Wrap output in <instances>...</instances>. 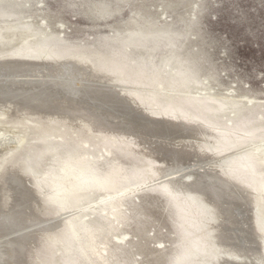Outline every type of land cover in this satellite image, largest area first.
Segmentation results:
<instances>
[{
	"label": "bare ground",
	"instance_id": "obj_1",
	"mask_svg": "<svg viewBox=\"0 0 264 264\" xmlns=\"http://www.w3.org/2000/svg\"><path fill=\"white\" fill-rule=\"evenodd\" d=\"M17 18L0 5V117L14 110L0 129L13 140L0 157V264H110L121 207L142 191L171 212L165 264H264V103L199 94L187 26L132 17L98 37L108 55L88 56ZM89 140L127 166H100Z\"/></svg>",
	"mask_w": 264,
	"mask_h": 264
},
{
	"label": "rangeland",
	"instance_id": "obj_2",
	"mask_svg": "<svg viewBox=\"0 0 264 264\" xmlns=\"http://www.w3.org/2000/svg\"><path fill=\"white\" fill-rule=\"evenodd\" d=\"M121 1L0 0V5L14 12L21 23L29 22L34 28L46 30L70 48L78 47L88 56L108 55L106 46L101 44L98 37L111 36L124 29L132 17L139 22L171 23L178 32L187 26L189 41L182 56H191L187 59L200 70L208 89L207 92L198 93L264 103V0ZM99 5L108 7L110 13L107 17L95 14ZM157 54L161 55V52ZM8 62L3 61L4 64ZM40 71V75L45 77L46 70ZM24 80L35 83L40 78H18L19 82ZM10 113H6V119L0 117V129L8 127L6 120L13 119ZM229 116L228 113L227 118ZM258 122L264 123V114ZM27 125L34 126L33 123ZM32 131L28 132L26 143L39 149V144L34 140L36 134ZM8 137H11L10 134L5 139ZM71 137L74 142L78 141L74 134ZM54 140L60 139L57 137ZM4 142L0 143V157L7 153L6 147L10 149L12 146L7 140ZM3 143H8V146H3ZM88 145L100 166L103 161H115L127 166V161L117 159L113 153H106L96 141L89 140ZM219 161L216 160L215 164ZM165 206L161 197L149 191L136 192L123 203L121 210L125 220L106 242L107 250L117 247L115 256L109 260L110 264L166 263L175 249V234L170 209ZM120 238L122 241L118 240Z\"/></svg>",
	"mask_w": 264,
	"mask_h": 264
},
{
	"label": "water",
	"instance_id": "obj_3",
	"mask_svg": "<svg viewBox=\"0 0 264 264\" xmlns=\"http://www.w3.org/2000/svg\"><path fill=\"white\" fill-rule=\"evenodd\" d=\"M14 104H15V102H14ZM5 138H6V137L3 138L4 141H6ZM7 141H8L9 143H13V140H12L11 137H8V138H7ZM0 143H1V142H0ZM23 184H24L25 188H27V189L30 188V186H31V185H30V181H26V180H25V181L23 182ZM24 186H23V187H24ZM11 197H12V195H11ZM12 200H13V198H12ZM7 206L10 208L11 205H7ZM258 262L261 264V261H258Z\"/></svg>",
	"mask_w": 264,
	"mask_h": 264
}]
</instances>
